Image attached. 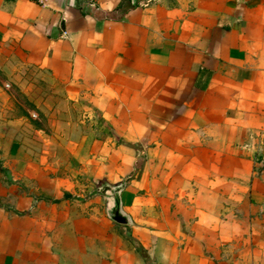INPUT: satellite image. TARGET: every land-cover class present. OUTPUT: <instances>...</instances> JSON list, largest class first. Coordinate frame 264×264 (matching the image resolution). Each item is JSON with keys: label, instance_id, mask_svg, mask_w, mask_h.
<instances>
[{"label": "crops", "instance_id": "crops-1", "mask_svg": "<svg viewBox=\"0 0 264 264\" xmlns=\"http://www.w3.org/2000/svg\"><path fill=\"white\" fill-rule=\"evenodd\" d=\"M21 67L88 121L0 113V264H264V0H0Z\"/></svg>", "mask_w": 264, "mask_h": 264}, {"label": "rangeland", "instance_id": "rangeland-1", "mask_svg": "<svg viewBox=\"0 0 264 264\" xmlns=\"http://www.w3.org/2000/svg\"><path fill=\"white\" fill-rule=\"evenodd\" d=\"M16 75H18V83L9 82L10 77L0 69V85L3 86L0 88V113L6 123L23 117L16 125L11 126L33 152L41 151L45 143L44 138H48L49 135L53 137L52 121L55 118L56 108H62L63 114L66 115L62 119L68 118L86 125L87 110L82 106L75 107L70 102L63 101L45 72L21 67L16 70Z\"/></svg>", "mask_w": 264, "mask_h": 264}, {"label": "water", "instance_id": "water-1", "mask_svg": "<svg viewBox=\"0 0 264 264\" xmlns=\"http://www.w3.org/2000/svg\"><path fill=\"white\" fill-rule=\"evenodd\" d=\"M125 187L126 182L117 186L104 184L96 189V193L106 198L107 213L112 220L129 224L131 223V217L123 210L121 201V192Z\"/></svg>", "mask_w": 264, "mask_h": 264}, {"label": "built area", "instance_id": "built-area-1", "mask_svg": "<svg viewBox=\"0 0 264 264\" xmlns=\"http://www.w3.org/2000/svg\"><path fill=\"white\" fill-rule=\"evenodd\" d=\"M37 1H42V0H37Z\"/></svg>", "mask_w": 264, "mask_h": 264}]
</instances>
